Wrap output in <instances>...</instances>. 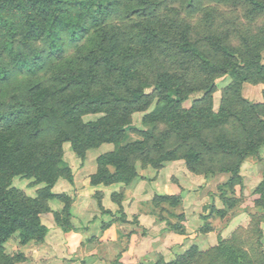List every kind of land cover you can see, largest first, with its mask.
Wrapping results in <instances>:
<instances>
[{"label": "rangeland", "instance_id": "rangeland-1", "mask_svg": "<svg viewBox=\"0 0 264 264\" xmlns=\"http://www.w3.org/2000/svg\"><path fill=\"white\" fill-rule=\"evenodd\" d=\"M152 31L156 40L142 44V38ZM102 32L107 33L109 41H119L122 54L118 57L138 59L137 69L149 83L166 70L173 81L182 85L187 96L181 103L183 109L204 94L211 80L214 89L210 105L214 111L221 104L240 110V96L264 104V82L242 81L235 85L228 73L202 71L197 61L179 53L175 46L185 34L210 56H214L209 42L212 37L237 49H244L247 41L253 43L252 47H263L264 9L253 11L245 0H114L106 17L98 25L87 27L78 38L71 40L61 34L59 56L48 53L45 42L32 41L43 50L42 66L35 73L12 69L9 77L0 79V99L10 101L12 93L21 96L31 81L52 86L70 65L97 71L93 91L111 85L112 77L94 62L92 55ZM1 33L0 28V40ZM0 62L8 68L11 65L4 52ZM119 92L127 95L123 87ZM155 105L156 97H152L146 108L129 113L117 146L139 141L149 131L162 140L164 149L174 150V157L156 162V151L151 147L146 153L130 154L132 168L124 169L122 178L94 182L97 171L104 169L98 162L99 155L117 146L101 142L87 147L80 156L69 140L62 141L61 157L71 179L59 175L50 192L65 198H45L46 209L40 214L47 227L44 236L22 243L18 232H14L1 244L0 264H164L182 257L186 259L184 264H221L216 247L222 240L245 250L253 264H264V183L257 189L264 179V141L256 154L249 153L242 159L239 176L228 183L232 173L220 168L235 161V157L203 150L193 138L182 139L174 131L164 140L161 133L167 124L143 118ZM255 111H251L253 116L258 112L264 119V109L258 107ZM106 114L102 109L80 116L86 122ZM59 127L66 126L63 122H42L39 143L54 139ZM203 133L209 139L213 133L232 139L244 136L233 117ZM153 140L149 138L150 146ZM189 145L201 150L194 171L181 156ZM106 167L113 172L112 166ZM45 184L35 182L33 177H12V185L29 197H36ZM158 195L174 198L161 200Z\"/></svg>", "mask_w": 264, "mask_h": 264}, {"label": "trees", "instance_id": "trees-1", "mask_svg": "<svg viewBox=\"0 0 264 264\" xmlns=\"http://www.w3.org/2000/svg\"><path fill=\"white\" fill-rule=\"evenodd\" d=\"M148 3L150 0H138ZM251 10L264 9V0H245ZM114 0H0V55L4 52L10 59V67L0 62V79L9 77L12 69L35 73L43 64V50L32 41L45 42L49 51L56 56L62 52L61 34L65 33L74 40L85 29L98 25L108 13ZM155 31L142 38V44L155 41ZM110 40V39H109ZM106 32H102L93 50L94 62L102 67L112 84L105 85L100 91H93L97 80V71L83 66H69L60 72L56 84L45 85L41 81H31L23 94L12 93L10 101L0 99V249L1 244L14 232H18L20 241L40 240L47 227L40 220V214L46 209L45 198L60 197L50 192V186L59 175H69V168L62 160L61 142L69 140L76 153L83 156L87 147L101 142H112L116 146L124 135L125 119L135 109H144L152 97H156L155 107L143 118L145 121H164L168 128L161 134L164 140L171 131L182 139L193 138L203 150L222 151L235 161L221 166V170L230 171L228 183L238 175L239 164L249 153L256 154L258 146L264 141V119L257 112L264 109L262 103H251L240 96V110L221 104L217 111L211 108V91L214 82L206 84L204 94L196 99L188 109L181 108L186 99L183 86L173 81L171 75L163 70L149 83L137 69L138 59L118 57V40L109 41ZM210 42L214 56L204 53L194 42L186 37L175 42L179 53L197 61L199 68L209 74L228 73L233 84L242 81L264 82L263 47H252L246 42L244 49H237L212 37ZM252 45V46H251ZM130 53V52H128ZM127 54V53H125ZM136 81V84H132ZM123 87L127 95H122ZM150 87V91L146 88ZM122 102V103H119ZM106 111V115L95 121H82L84 112ZM250 109V114L248 113ZM256 112V111H255ZM231 117L240 123L244 136L232 139L226 134L213 133L212 139L203 133L205 129H215ZM54 125L63 122L54 139L39 143L42 122ZM149 138H154L151 146ZM151 147L156 151L155 161L174 157L173 149H164L162 140L153 132L146 131L143 138L113 151L99 155L100 168L94 182H108L123 177V170L132 168L130 154L148 152ZM187 167L196 170V162L201 158V150L189 145L181 155ZM131 164V165H130ZM106 166H112L113 172ZM106 167V168H105ZM33 177L35 182H45L36 197H29L12 185L13 176ZM264 179L257 187L259 189ZM161 200L172 199L170 195H158ZM58 221V215L55 216ZM216 251L221 256V264H253L248 253L228 241H220ZM186 259L164 264H184ZM163 264V263H162Z\"/></svg>", "mask_w": 264, "mask_h": 264}]
</instances>
